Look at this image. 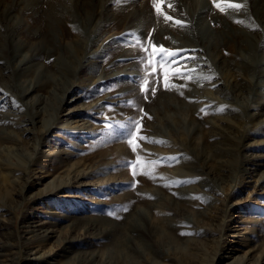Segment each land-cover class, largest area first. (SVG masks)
Masks as SVG:
<instances>
[{
    "label": "rangeland",
    "instance_id": "1",
    "mask_svg": "<svg viewBox=\"0 0 264 264\" xmlns=\"http://www.w3.org/2000/svg\"><path fill=\"white\" fill-rule=\"evenodd\" d=\"M233 1L0 0V264H264V0Z\"/></svg>",
    "mask_w": 264,
    "mask_h": 264
},
{
    "label": "bare ground",
    "instance_id": "2",
    "mask_svg": "<svg viewBox=\"0 0 264 264\" xmlns=\"http://www.w3.org/2000/svg\"><path fill=\"white\" fill-rule=\"evenodd\" d=\"M179 1V0H178ZM215 1H221L222 2V4L223 5H227L230 9L232 8L231 6L233 5V4H235V2L233 1V0H215ZM244 1V0H243ZM258 1V0H257ZM241 2V1H240ZM255 3V0H250V2L248 3V5H247V2L245 3V5H246V8H247V6H248V9H249V11H254V9H256V5L254 4ZM221 6V5H220ZM182 8V7H181ZM245 10V9H244ZM107 13V12H106ZM105 13V14H106ZM185 13V12H184ZM184 13H182V15H184ZM230 13V12H229ZM201 14V13H200ZM185 15H186V13H185ZM184 15V16H185ZM187 16V15H186ZM249 16V15H248ZM253 16V15H252ZM254 17V16H253ZM258 17V16H257ZM103 20V19H102ZM134 20V19H133ZM49 21V20H48ZM103 23H105L106 21H102ZM133 23V22H132ZM186 24V23H185ZM188 24V23H187ZM193 25H194V23H193ZM186 26H189V25H186ZM262 29H263V31H264V23L262 24ZM194 31H193V34L195 35V36H197L196 38L197 39H200V40H202V39H205V38H207V37H210L211 35H212V30L210 29V27H209V25H206V24H201V25H199V26H197L196 25V29H193ZM190 34H192V32H190ZM246 35H248V34H246ZM251 37V36H250ZM13 39V38H12ZM94 39V38H93ZM252 40V39H251ZM197 41V40H196ZM195 41V42H196ZM198 42V41H197ZM203 42V41H202ZM199 43V42H198ZM197 45V44H196ZM199 45V44H198ZM253 46H254V44H253ZM257 46H259V47H261V52H262V55H264V35H263V38L261 39V41L260 42H256V44H255V49H256V52H257ZM199 47V46H198ZM200 48H202V47H200ZM19 49V48H18ZM192 49V48H191ZM11 50H12V52H15V50L17 51V46H16V44L15 43H13L12 45H11ZM259 50V49H258ZM188 51V50H187ZM256 52L254 51L253 53H254V55H256ZM103 55V54H102ZM84 56V55H83ZM95 56V55H94ZM100 56V55H99ZM254 58V57H253ZM259 58V57H258ZM257 58V59H258ZM92 59V58H91ZM260 59V58H259ZM258 59V61H257V63L256 64H262L261 63V60H259ZM99 60V59H98ZM244 60V59H243ZM86 61H88V60H86ZM92 61V60H91ZM100 61V60H99ZM252 62H255V61H252ZM86 63V62H85ZM255 64V63H254ZM84 65H86V64H84ZM83 65V66H84ZM206 65V64H205ZM87 66V65H86ZM263 66V65H262ZM93 68V67H92ZM260 68H262V67H260ZM127 72V71H126ZM125 72V73H126ZM124 73V72H123ZM71 89V86H66L65 87V91L67 92V91H69ZM227 105V104H226ZM220 108V107H219ZM260 109V108H259ZM258 109V110H259ZM231 110V109H230ZM226 111H228L227 109H226ZM260 112V111H259ZM234 113V112H233ZM259 114V113H258ZM222 115V114H221ZM220 115V116H221ZM224 116V115H223ZM222 120V119H221ZM220 121V120H219ZM260 127H264V118H261L260 119ZM226 122V121H225ZM229 122V121H228ZM221 123H222V121H221ZM224 123V122H223ZM230 124V123H229ZM232 124V123H231ZM231 124H230V126H231ZM225 125H226V123H225ZM233 125V124H232ZM229 126V127H230ZM259 127V128H260ZM256 130V129H255ZM263 131V130H262ZM259 132H260V130H259ZM258 132V133H259ZM227 133H225V135H226ZM259 134H261V133H259ZM228 137V136H227ZM230 137V136H229ZM41 152V151H40ZM39 152V153H40ZM48 152V151H47ZM49 153V152H48ZM177 153V152H176ZM44 154V153H43ZM178 154V153H177ZM59 155V154H58ZM169 155H171V154H169ZM172 156V155H171ZM178 156V155H177ZM55 158V157H54ZM57 158V157H56ZM39 160H41L40 162H41V165H42V167H44V166H46V165H49V158H48V155H39L38 156V161ZM244 169H245V167H243ZM254 170V169H253ZM255 171V170H254ZM65 184V183H64ZM59 185V184H58ZM61 185V184H60ZM62 188V187H61ZM58 189H56V192H53L52 190H51V188L48 190V188H47V190H41V191H39V192H36L35 194H34V199L35 200H45V199H49L50 197L51 198H53V197H55V199H56V202H59L60 204H63V205H68L69 204V201L73 198V196L71 195V194H69L68 192H66V191H61V190H59V191H57ZM90 202V201H89ZM48 210V209H47ZM48 212V211H47ZM53 212V211H52ZM48 214V213H47ZM50 215V214H49ZM40 221V220H39ZM38 221V222H39ZM47 221V220H46ZM45 224V223H44ZM44 226V225H43ZM43 236V235H42ZM31 241V240H30ZM3 247V246H2ZM5 248V247H4ZM3 248V249H4ZM42 257V256H41ZM49 258V255L48 254H46V255H43V259L42 260H45L46 258ZM52 264H53V262H52Z\"/></svg>",
    "mask_w": 264,
    "mask_h": 264
},
{
    "label": "snow or ice",
    "instance_id": "3",
    "mask_svg": "<svg viewBox=\"0 0 264 264\" xmlns=\"http://www.w3.org/2000/svg\"><path fill=\"white\" fill-rule=\"evenodd\" d=\"M214 2H215V0H214ZM231 7L239 8L240 5H232ZM157 11L158 12L160 11L158 5H157ZM165 19H170V18L166 16ZM175 23L177 25H181L182 24V22L179 21V20L175 21ZM153 48H154V54H155V45L153 46ZM175 56H176V53L165 51V50H163V48H161L160 53H159V58H158L157 62L160 65H162V66L170 65L175 60ZM177 74L179 75L180 73H177ZM165 86H167V77H165ZM145 90L147 91V89H145ZM153 92H154V89H153ZM133 123L135 124V122H133Z\"/></svg>",
    "mask_w": 264,
    "mask_h": 264
}]
</instances>
